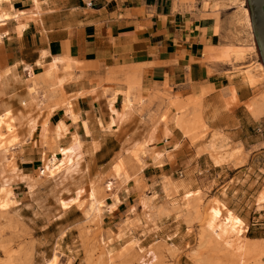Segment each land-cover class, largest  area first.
<instances>
[{
  "label": "crops",
  "instance_id": "obj_1",
  "mask_svg": "<svg viewBox=\"0 0 264 264\" xmlns=\"http://www.w3.org/2000/svg\"><path fill=\"white\" fill-rule=\"evenodd\" d=\"M208 12L201 0H0V73L24 68L29 83L28 87L25 81L10 82L0 92V112L4 105L13 113L27 111L40 123L47 110L54 108L47 119L48 132L57 122L63 121L70 130L77 124L84 133L82 149L87 150L80 161L83 179L111 172L124 149L135 153L134 144L153 129L151 146L162 151V162L153 163L149 155L144 158L143 180L154 183L148 194L154 186L159 188L163 177L186 178V190L198 189L201 195H217L222 190L227 195L235 193L236 213L248 229L254 226L260 232L264 210H255L254 197L264 186L262 85L251 86L239 77L245 67L235 72L222 63L229 60L230 51L239 48L223 47L225 40H231L225 20L203 18ZM60 69L65 72L61 77ZM48 70H52L50 77ZM131 76L139 82V90L132 91L135 96L147 98L167 86L173 99L193 101L202 129L192 128L185 134L182 125L172 122L174 108L166 113L165 121H159L165 111V100L161 102L159 96L124 110L123 91ZM62 77L65 80L60 82ZM114 92L117 95L111 102ZM26 96L23 108L20 104ZM255 103L258 115L248 109ZM191 108L195 105L190 104ZM71 111L77 123L68 117ZM213 131L225 137L229 150L237 148L227 162H213L204 149ZM91 140L96 144L91 145ZM35 160L30 157L28 163ZM131 181L128 192L120 190L116 208L105 213V228L115 229L124 218L129 220L121 236L111 242L113 250L131 239L148 242L170 236L168 242L179 243L176 264H196L184 254L192 243L189 229L196 223L188 224L184 212L175 210L162 215L153 210L148 219ZM182 194L179 188L172 197ZM156 200L164 203L160 192ZM62 211L80 212V208L73 203Z\"/></svg>",
  "mask_w": 264,
  "mask_h": 264
},
{
  "label": "rangeland",
  "instance_id": "obj_2",
  "mask_svg": "<svg viewBox=\"0 0 264 264\" xmlns=\"http://www.w3.org/2000/svg\"><path fill=\"white\" fill-rule=\"evenodd\" d=\"M201 1L206 4L207 0ZM244 7L249 12L246 0H244ZM216 11L219 13L215 17L214 12ZM234 11V7L218 10L209 8L208 16L215 22L222 20L226 22ZM239 36L240 38L237 37L234 40H225L223 47L235 46L246 53L247 59L240 66L233 65L230 59H224L222 63L228 64L235 72H239L244 67L252 69L259 63L264 74V66L257 50L253 29L251 44L246 42L244 34H239ZM59 72L60 77L65 74L63 69ZM131 77L133 78L127 90L123 91V102L128 98L132 106L135 103L141 105L146 100L151 101L159 96L161 102L165 100V111L160 115L159 121H165L166 113L170 108H174L172 122L174 125H182L185 134L189 135L192 128H201V114L197 104L193 101L182 102L173 99L174 96L167 86L163 91H155L147 98L139 93L135 96L132 91L139 90V82L134 76ZM263 87L264 81L262 90ZM116 95V92L112 94L111 102L115 101ZM32 97L35 99L34 96ZM257 97H260V94ZM190 104L195 105V109H188ZM256 106L257 104L253 107L248 106L253 115L259 114L258 106L257 108ZM24 113L28 114L27 111ZM68 117L77 123L78 117L72 111L71 116ZM147 117L149 120L153 119L151 114ZM112 122L113 119L110 123ZM85 123L83 121L84 126ZM54 126H56L55 129L50 128L46 140L41 139L37 134L30 138L26 137L24 128L20 127L23 132L19 133V128L17 133L24 139V143L9 150V163L5 171L8 173L12 168L19 169L28 180L15 178L14 186L7 190H0V264H45L46 261L52 259L55 251L61 256V262L57 259L56 264H176L181 254L179 243L168 242L171 240L170 236L148 242L131 239L121 247L118 246L120 247L118 250H113L114 246L111 243L108 247L104 244L109 240H114L117 235L121 236L129 222L127 218H124L122 222L115 225V229L105 228L107 224L105 213H111L116 208L120 202V190L128 192L127 184L131 179L130 183L140 194L137 203L145 210V216L148 219L152 217L153 210L157 212L156 215L169 214L171 210H175L178 213L184 212L188 224L196 223V226L189 229L192 233V243L184 250V254L196 264L264 263V225L259 229L260 232H256L254 226L248 229L249 225L247 226L236 213L238 199L235 193L229 192L228 195L225 193L226 197L223 200L221 195L224 190L217 195L205 193L201 195L198 189L186 190L187 185L176 186V182L181 180H185L186 184V178L171 180L163 177L159 188L154 186L148 194V190L154 183L147 184L143 180L142 172L147 166L144 158L149 155L153 163L162 162V151H155L151 146L153 129L144 140L134 144L135 153H132L131 148L124 149L123 154L119 155L111 166V172L107 174L96 172L88 179H83L82 173L85 170L81 167L80 161L87 150L80 149L77 143L84 141V133L79 131L77 124L72 130L63 121L57 122ZM212 133L216 132H210L209 136ZM209 138L204 145L208 154ZM95 144L96 142L91 140V145ZM228 145V143L225 145V150L229 153L233 152L234 156L237 148L229 150ZM138 146H140L139 150ZM30 157L36 160L28 163ZM53 158L57 159V163L56 166L51 167L47 160ZM76 159H80L78 165ZM69 165L73 166L74 171L62 180L61 172ZM29 182L32 184L31 190L28 187ZM179 188L183 190L181 197H172V194L176 193ZM81 192L82 197H80ZM159 192L162 194L164 203L158 204L157 200L154 201ZM263 193L264 186L254 197V208L257 211L264 210ZM65 194H68L67 198H64ZM93 198L99 200L100 205L103 204L100 207L103 211H100L98 216L90 210ZM73 203L80 208V212L64 213L62 211Z\"/></svg>",
  "mask_w": 264,
  "mask_h": 264
},
{
  "label": "bare ground",
  "instance_id": "obj_3",
  "mask_svg": "<svg viewBox=\"0 0 264 264\" xmlns=\"http://www.w3.org/2000/svg\"><path fill=\"white\" fill-rule=\"evenodd\" d=\"M206 6L208 7V9L211 8L212 10L234 7L235 11L233 12V14L231 16H229V18L225 22L226 31L228 32V34L231 36V39H233V40L236 39L237 37L240 38L239 34H244V36H245L244 39L246 40V42L247 43L252 42V28H251L252 25H251L249 12H247V10L244 7V0H226V1L225 0H207ZM208 15L209 14L205 13V14H202V17L203 18H209ZM228 57L231 60V63L233 65H237V66L238 65L240 66L241 64H243V61L245 59H247L246 53L244 51H241V50L230 51L228 54ZM58 60H60V59H58ZM17 65L18 64H16V66ZM51 71L52 70H48L47 77L51 76ZM239 71H241V69ZM239 77L244 82L248 83L251 86H256L258 84L263 85V81H264L263 68H262L261 64L257 63L256 66H253L252 69L243 70L239 74ZM64 80H65V78L62 77L59 81L63 82ZM12 81H14V82L16 81L18 83H19V81H27V77L24 73V68L23 69H17V70H12L11 68H7L5 71L0 73V92H2L3 89H6V87H8L7 85ZM30 91H31V89L29 88L28 89V95L31 94ZM261 91H262V88H261ZM262 93H263V95L261 97L263 100L264 99V91ZM25 95H27V93ZM22 98H24V96H22ZM22 100L23 99H21V101ZM27 100H28V98L26 96V98L21 102L20 105H22L23 108L27 106ZM29 102H31L30 97H29ZM258 103H259V101L257 102V104ZM262 103H264V102H262ZM259 105H262V104H259ZM4 107L5 108L2 110V112H0V190H7L8 188L14 186L13 183H14L15 178H19L23 181L25 179L28 180L27 176L25 174H23L19 169L17 170L16 168H12L8 173L5 171V168H6V166H8V163H9V154H10L9 150L14 146H16V147L21 146L24 143V139H22L17 133L18 129L20 127H23L25 134H26V137H28V138L32 137L34 134H37L41 139L45 140L48 137V126L49 125H48L47 119H48L49 114L54 109V108L48 109L46 116L41 120L40 123H38L37 122L38 117H30L28 115L29 113L27 114V113H24L22 111L13 113L12 109H9V107L7 108L5 105H4ZM131 107H132V105H131L130 101L128 100V98L125 99L123 102V109L127 110V109H130ZM260 109H261V106H260ZM263 109H264V106H263ZM263 109H262V111H263ZM122 114L123 113H120L121 116H122ZM209 137H210L209 141H208L209 156L211 157L213 162L221 163V162H227L230 159H232V156H233L232 153L233 152L231 151L232 153H229V152H227V150H225L224 147L228 142H226L225 137L222 136L221 133L220 134L217 132L212 133L211 136H209ZM74 139H75V137H74ZM84 142L85 141H78L77 145L80 149L83 148ZM79 160L80 159H76L77 165L79 164L78 163ZM47 161L49 162L51 167L56 166L57 159L53 158V159L47 160ZM56 169H57V167H56ZM54 171H56V170H54ZM73 171H74V168L72 165H69V166L63 168V170L61 172V179L64 180L66 175L71 174ZM177 185H178V187L184 186L185 180H181V181L176 182V186ZM28 187L31 190L32 184L31 183L28 184ZM225 193L226 192L224 190L222 192V195H221V198L223 200L226 197ZM91 194H93V192H91ZM98 201L99 200H96L95 198H93V200L90 204V210L92 211V213L93 212L97 213V216H98V213L101 211L100 207H102V205H103V204L100 205V203ZM3 206L4 205H2V207ZM119 237H120V235H117L114 237V239H118ZM111 241H113V239L109 240L108 242H106L104 244H106L108 247V245L111 243ZM108 250H107V253H109ZM57 259L59 262H61V256H60L59 252L55 251V253L52 256V259L50 261H46L45 264H54V263L56 264ZM241 262H242V260H241ZM238 263H240V262H238Z\"/></svg>",
  "mask_w": 264,
  "mask_h": 264
},
{
  "label": "water",
  "instance_id": "obj_4",
  "mask_svg": "<svg viewBox=\"0 0 264 264\" xmlns=\"http://www.w3.org/2000/svg\"><path fill=\"white\" fill-rule=\"evenodd\" d=\"M257 50L264 66V0H246Z\"/></svg>",
  "mask_w": 264,
  "mask_h": 264
}]
</instances>
